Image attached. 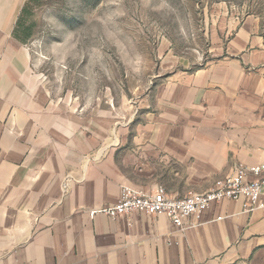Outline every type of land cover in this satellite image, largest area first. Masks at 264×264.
Masks as SVG:
<instances>
[{"label": "crops", "instance_id": "1", "mask_svg": "<svg viewBox=\"0 0 264 264\" xmlns=\"http://www.w3.org/2000/svg\"><path fill=\"white\" fill-rule=\"evenodd\" d=\"M245 7L207 11L196 35L205 46L167 52L151 84L126 97L127 120L111 107L103 128L101 106L6 117V84L31 63L7 58V43L21 45L23 6L0 0V264H264V208L223 199L184 228L167 215L102 212L124 184L179 198L263 160L264 7Z\"/></svg>", "mask_w": 264, "mask_h": 264}, {"label": "rangeland", "instance_id": "2", "mask_svg": "<svg viewBox=\"0 0 264 264\" xmlns=\"http://www.w3.org/2000/svg\"><path fill=\"white\" fill-rule=\"evenodd\" d=\"M21 45L7 58L29 60L23 82L6 84V117L68 107L91 114L101 106L103 128L111 107L127 120L125 99L136 100L154 80L167 52L190 56L205 46L207 11L222 2L264 7V0H21ZM215 9V8H214ZM198 29V31H197ZM196 38V39H195ZM115 111V110H114ZM45 117V115H44Z\"/></svg>", "mask_w": 264, "mask_h": 264}, {"label": "built area", "instance_id": "3", "mask_svg": "<svg viewBox=\"0 0 264 264\" xmlns=\"http://www.w3.org/2000/svg\"><path fill=\"white\" fill-rule=\"evenodd\" d=\"M252 176V178H250ZM264 186V158L249 166H238L233 173L219 179L212 188L203 192H190L183 197L170 195L164 186L154 193L124 184L119 200L102 212L117 216L141 211L150 215H167L179 227H186V220L194 216L200 223L203 213L213 203L223 199L243 202L244 211L264 208L261 198ZM191 225V224H190ZM193 225V224H192Z\"/></svg>", "mask_w": 264, "mask_h": 264}]
</instances>
